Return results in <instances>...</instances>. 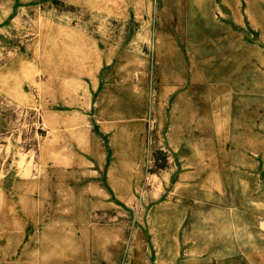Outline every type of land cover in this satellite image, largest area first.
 <instances>
[{"label":"rangeland","instance_id":"1","mask_svg":"<svg viewBox=\"0 0 264 264\" xmlns=\"http://www.w3.org/2000/svg\"><path fill=\"white\" fill-rule=\"evenodd\" d=\"M201 1L0 0V264H264V0Z\"/></svg>","mask_w":264,"mask_h":264},{"label":"crops","instance_id":"2","mask_svg":"<svg viewBox=\"0 0 264 264\" xmlns=\"http://www.w3.org/2000/svg\"><path fill=\"white\" fill-rule=\"evenodd\" d=\"M194 1H199V2H202L201 0H194ZM188 3H189V5H190V7H191V0H188ZM211 15H212V13H211ZM216 21V26L217 25H219V23H221V22H219V21H217V20H215ZM215 26V27H216ZM211 28H212V24H211ZM158 42H159V45H164V43H165V41L163 40V37L162 36H160V39L158 40ZM173 44V43H172ZM172 51V52H171ZM161 52H163V51H161ZM170 52H171V60L173 61V60H175V50H170ZM178 53H179V51H178ZM190 53V52H189ZM236 56H237V54H235ZM190 56H191V53H190ZM191 58V57H190ZM163 70V69H162Z\"/></svg>","mask_w":264,"mask_h":264},{"label":"bare ground","instance_id":"3","mask_svg":"<svg viewBox=\"0 0 264 264\" xmlns=\"http://www.w3.org/2000/svg\"><path fill=\"white\" fill-rule=\"evenodd\" d=\"M49 38H50V37H49ZM50 40H51V39H50ZM237 236H238V233L235 232V236H234V237L237 238ZM232 237H233V236H232ZM225 238H227V237H225ZM225 238H224V239H225ZM232 244H235V242H232ZM236 244H237V243H236ZM226 251H227V250H226ZM224 252H225V251H224ZM222 253H223V252H222ZM222 253H221L220 255H223ZM165 256H166V255H165ZM162 260H163V259H162ZM162 262H163V261H162ZM167 263H168V262H167ZM115 264H116V263H115ZM222 264H224V263H222Z\"/></svg>","mask_w":264,"mask_h":264}]
</instances>
